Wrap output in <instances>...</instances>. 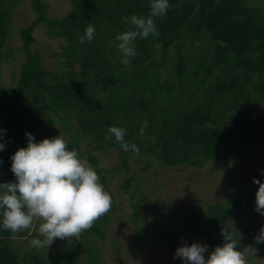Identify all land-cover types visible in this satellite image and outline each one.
Wrapping results in <instances>:
<instances>
[{
    "label": "trees",
    "instance_id": "trees-1",
    "mask_svg": "<svg viewBox=\"0 0 264 264\" xmlns=\"http://www.w3.org/2000/svg\"><path fill=\"white\" fill-rule=\"evenodd\" d=\"M67 2L71 10L64 17L66 7L59 14L50 9L47 16L43 0H0V63L14 54L13 17L20 11L36 15L19 32L26 58L13 71L15 85L0 82V128L6 129L7 141L0 151V182L15 180L11 155L27 145L25 131L37 141L68 134V148L95 169L112 205L56 255H48L47 247L25 252L16 245L15 232L0 228V264H80L85 257L99 264L96 239L106 241L104 229L123 209L110 190L113 178L130 197L141 251L152 238L172 250L193 241L214 249L224 243L223 229L237 240L245 260L261 264L264 243L254 237L264 215L254 211L256 192L238 188L218 202H199L183 214L182 223L163 222L156 217L165 212L159 197L149 205L156 209L153 214L144 206L147 196L133 170L142 164L145 173L155 165L219 171L247 157L252 141L264 140V122L249 117L264 101V0L261 6L250 0H169L167 14L154 18L158 35L136 39L130 66L120 63L116 36L134 27L131 15L149 14L151 0ZM89 24L96 29L94 39L80 43ZM44 28L51 40L64 41L54 53L57 71L46 69L42 52L33 50ZM145 120L148 126L141 132ZM113 125L127 130L125 140L138 152L121 149L108 133ZM87 141L93 151L82 146ZM114 150L121 164L101 167L95 152ZM255 247L258 252L251 254Z\"/></svg>",
    "mask_w": 264,
    "mask_h": 264
},
{
    "label": "clouds",
    "instance_id": "clouds-1",
    "mask_svg": "<svg viewBox=\"0 0 264 264\" xmlns=\"http://www.w3.org/2000/svg\"><path fill=\"white\" fill-rule=\"evenodd\" d=\"M169 0H151L147 16L131 15L129 23L134 27L116 36L120 63L130 66L137 55L135 41L158 35L155 17L167 14ZM96 29L89 24L80 37V43L91 42ZM148 126L145 120L143 132ZM127 130L110 126L108 133L114 136L121 149L138 152L136 144L125 140ZM6 129L0 128V151L6 148ZM27 145L19 147L11 155V172L15 180L0 182V228L19 232L29 229L36 218H40L39 238H33L34 247L49 246L54 239L76 237L112 205V198L104 189L100 177L87 159L76 149H69L64 136L45 137L37 141L31 132L25 131ZM2 163V160H0ZM259 185L256 191L254 211L264 215V182L254 178ZM224 243L209 252V246L199 241L182 243L174 252L182 264H247L238 249L237 240L222 229ZM256 243H264V225L254 237ZM205 253H208L205 258Z\"/></svg>",
    "mask_w": 264,
    "mask_h": 264
},
{
    "label": "rangeland",
    "instance_id": "rangeland-1",
    "mask_svg": "<svg viewBox=\"0 0 264 264\" xmlns=\"http://www.w3.org/2000/svg\"><path fill=\"white\" fill-rule=\"evenodd\" d=\"M45 4L46 15H50V9L53 14H57L58 10L66 7L64 17L70 12L71 6L67 0H43ZM251 3L262 5V0H250ZM31 5V4H30ZM63 7H62V6ZM57 11H56V10ZM59 14V13H58ZM36 15L28 14L26 11L17 12L13 17L12 33L10 44L15 48L14 54L7 62L0 63V82L1 85L14 86L17 76L13 71L18 70L19 65L25 60L22 40L19 37L21 27L29 26L35 20ZM63 16V15H60ZM40 45L34 46L33 50L39 49L43 54L44 67L50 71L59 70V63L54 58V53L59 50L62 39L51 40L47 36V30H40ZM39 39V38H38ZM13 74V76H12ZM9 78V82H6ZM249 117L258 118L264 122V101L262 107L252 113ZM58 128V125L55 124ZM61 130V129H60ZM69 136H65L68 139ZM89 145V141L84 148ZM90 151L93 148L88 146ZM86 150V149H85ZM249 154L241 161H234L229 166L222 170L213 171L211 167H207L202 172L194 171L192 168L168 169L155 165L148 172L141 170L142 164H136L137 167L133 170L134 174L139 175L138 184L142 186L147 199L144 206L151 213H155L156 209L150 210L149 205L154 204V199L159 197L158 204L164 208L162 217L163 222L175 221L182 223L183 214L191 207L198 206L199 202L205 205L211 202H218L224 199L228 193L235 192L238 188L246 193L256 192L259 185L254 183V178L264 182V140L252 141L249 145ZM98 161L103 168L113 169L121 164V158L117 150L110 153L95 152ZM121 181L118 178L111 179L110 190L123 209L112 215V223L105 228L107 239H96V246L102 251L99 264H180L179 258H174L175 250H172L169 245L162 242H156L150 239L153 243L148 245L144 251L136 247L137 232L135 225L131 222L130 214L132 212L129 195L123 194L124 191L120 188ZM263 216V215H262ZM264 221V216L263 219ZM42 220L34 219L29 229H24L15 232L16 245H19L22 250H31L34 248L43 249L48 255H56L62 247L63 243L70 242L74 237L60 239L56 238L49 245L42 247H34L30 242L33 238L39 237V226ZM156 224V222H155ZM42 239V237H39ZM192 243V242H191ZM263 244V243H262ZM252 250L251 254L258 252ZM213 249L209 248V252ZM208 253H205V256ZM261 264H264V259ZM247 264H257L252 257L246 259ZM80 264H93L87 257L82 258ZM182 264V262H181Z\"/></svg>",
    "mask_w": 264,
    "mask_h": 264
}]
</instances>
